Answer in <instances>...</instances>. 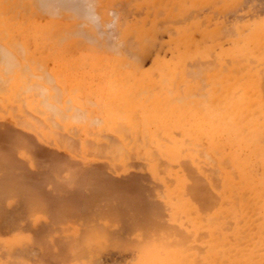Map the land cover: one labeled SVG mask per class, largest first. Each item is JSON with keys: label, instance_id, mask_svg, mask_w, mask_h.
<instances>
[{"label": "rangeland", "instance_id": "rangeland-1", "mask_svg": "<svg viewBox=\"0 0 264 264\" xmlns=\"http://www.w3.org/2000/svg\"><path fill=\"white\" fill-rule=\"evenodd\" d=\"M174 5L175 9L173 7ZM108 8L111 11L115 8L114 10H117L118 15L120 14V20L124 17V21L122 18L121 24L118 23L120 25L115 24L116 21L114 19L115 22L113 24L111 23L112 18L110 19V14L112 12ZM107 9L109 12H107ZM107 9L105 21L100 23L102 21L101 18L96 20L97 29L94 27L86 33L78 30L79 32L69 34L60 43V46L67 45V50L63 53L64 57L77 62L73 70L77 72L76 77L80 81L83 76L86 78H84L85 82L82 85L83 97L80 99V102L82 105H85L81 107L82 109H85L86 106L89 110L92 109V113L90 112L92 117L96 116V112L98 115H101L99 112L101 110L105 112L106 108L109 107L108 103L102 106H98V104H93V106L90 100L88 101L90 105L86 103V100L91 99L89 94L91 92L90 88L98 90L103 82L97 76L98 72L93 74L89 72L88 64L93 57L106 55L109 58L122 59L125 64L123 63L121 64L122 67H119L120 73L124 75L131 74L132 77L127 83V89L140 93V85H145V89L152 87L145 94L151 98L158 93H162V91L169 92V89L173 85V88H171L173 91L170 89L171 94L169 92L168 95L171 96L173 92L176 91L178 93L182 90V93H178L176 104L180 106L183 103L184 107L188 105V107L196 111L200 109V106L204 107L209 103V95L212 94V96H215L220 92V85L214 84L212 80H209L208 75L210 76L213 73L217 74L222 68L225 70L233 67L235 65V59L239 61L242 58L244 59L239 61L238 65L239 67L246 65V70L239 72V75L237 74L239 78L244 79L247 72H258L260 67L262 70L264 69V62L262 65L259 64L262 62L261 59L264 52V38L262 37V31H264V0H114L107 5ZM32 10V18L36 19L41 25L46 24L52 19L50 14L48 15V13L46 14L40 11L38 7H34ZM59 12L60 14L63 13L53 19L62 23L78 21L75 18L69 17L70 12H64V9ZM111 15L114 18V14ZM119 16L116 20H119ZM81 26L83 28L86 27L85 25ZM81 26L77 25L76 29L78 27L82 29ZM109 29L112 31L114 29H127L124 32L125 44L124 41H120V36H117L115 31L111 32ZM97 31H100V33L98 34ZM104 31L111 32L108 34L109 37L103 34ZM91 32L94 33L92 34ZM116 36L119 40L117 38L114 40ZM189 37L193 38L190 40ZM179 39H184V42L180 43ZM109 42L111 46L116 45L117 47H111ZM232 42L234 43L232 44ZM246 45L248 46L250 54L243 56L239 54V50ZM28 46H30L29 51L32 52V43L29 42ZM3 48L2 50L4 52L7 53L9 51L7 54H12L15 59L19 58L12 48L6 47L5 49V46ZM188 50H194L195 52L192 64L195 62L198 69L194 64L192 68H195L194 72L199 73V76L196 75L197 78L195 79H193L194 75L192 76L190 74L193 71H190L191 67L188 69L190 76L187 72L186 75L183 72L180 76L178 71L182 65L179 64L178 53ZM213 56L217 60H215V57L213 59ZM260 56L261 59L259 58ZM220 57L221 59H219ZM223 57L227 58L225 59V61L227 60L226 62L223 61ZM248 58L256 60L255 62L251 61L253 65L250 61L249 65L248 60L250 59ZM204 59L205 62L203 61ZM207 59L211 64L206 61ZM230 59L233 60L231 62L229 61V64L227 62ZM211 60H214L217 64ZM206 62L209 65H206ZM130 63H132L134 68H132ZM225 63L228 65L223 67ZM214 65H218L216 67L217 71L211 69ZM165 66L167 67L164 68ZM168 66L174 69L173 72H177V78L173 72L174 76L172 74L168 76ZM201 66L207 68L208 71L204 72L206 74L203 73ZM250 66L251 71H248ZM252 66H254L253 69ZM54 67L53 63L48 61L44 66L46 74ZM186 67L184 71L187 70ZM200 67L202 70H199ZM2 70L5 71V69ZM59 70H61V74L65 72L64 67L59 68ZM196 70H199V72ZM201 71L204 77H207L204 83L202 82L203 78H200L202 77L200 76ZM3 73L8 74V72ZM148 73L149 76L153 75L152 78L148 76ZM259 73L263 74L264 78V72ZM242 74L244 77L241 76ZM47 76L49 77V75ZM154 76L156 77L155 79L153 78ZM199 80L201 81L199 82ZM171 81L174 84L170 83ZM200 83L204 87L201 92L199 91L202 88ZM52 84L60 89L59 83H51L50 85L53 86ZM119 85L120 81H115L114 88ZM155 85L157 86L154 90L153 86L155 87ZM176 85L179 86L176 87ZM198 85L200 88L197 87ZM176 88L177 90H175ZM59 89L57 92L59 91L60 94H58L61 96V100H68L65 104L70 105V99L72 100L73 97H70L67 95V92ZM199 92H205V97L209 99L206 101L204 96H202L204 94L200 95ZM185 95H188L186 98L187 101H184ZM179 96L182 99L181 101L178 100L180 99ZM183 96L185 97L183 98ZM22 105L18 107L15 103H11L5 104L4 106L0 102V264H142V261L147 257L145 252L151 250L153 246L157 248L154 249L153 259L161 264H177L178 262V264H184L182 261H185V264L196 263L193 261L196 260V256L197 259L199 258L198 253L200 254V252H197L196 249L192 250V248L195 247V244L198 245V243L197 241L191 242V240L180 242L182 241L181 237L183 238L185 234L183 235L184 232L178 233V230L182 232V227L185 229L186 222H183L184 219L179 216L180 213L175 214L174 209L170 208L171 205L167 201L169 194L167 182L169 181L170 183L169 177L166 178L167 182L165 183V178L160 176L155 179L156 177L154 178L150 174L148 170V158H145L147 155H144L145 153L142 154L144 151L139 148V144L141 143V132H139V129L135 131V135L128 130H123V133L125 132L126 134L124 133V139H122L114 131L97 130L95 125L93 128L89 124L90 126L89 128L87 126L88 130L86 131L75 125L64 127L63 123L65 121L61 122L63 119H54L51 115L49 118L51 122L48 119V123L46 121L47 118L44 119L41 114L30 111L24 107L25 105ZM135 119V122L139 119L138 115ZM124 121L125 119L121 120L120 124L118 122L117 126H124L121 124ZM133 124L131 125H136L135 123ZM31 125H33V128ZM55 125H58V127H55ZM71 127L73 128L71 129ZM69 128L71 129V133L69 132ZM206 131L207 129L202 126V132L198 135L199 138L197 137L199 143L205 142ZM55 139L56 141H60L56 142ZM125 140L131 144L135 142V150L132 149L131 152L129 149L123 148L122 141L125 142ZM49 141L50 143L48 144ZM137 142L140 143L138 144ZM81 143H84L88 151L81 152L79 148ZM105 143L108 146H112L113 149L122 146L125 160L120 162L115 160L116 158L110 157L111 152L108 147L106 148L104 146ZM93 144L97 145L94 149L96 152L93 150ZM106 149L107 152H105ZM99 153L102 154V157ZM141 156L143 157L141 158ZM25 160L27 164H24L26 163ZM196 179L198 178H195L193 175L186 179L188 180L185 188L187 192L189 190L190 193V187L193 185V182L195 184L199 183L198 181L195 182ZM24 190H26V193ZM185 190L184 192L186 194ZM189 193L186 194V197L187 195L191 199H195L194 195L196 198L198 197L197 194L192 193L189 195ZM11 197H14L15 200ZM40 197L41 199H39ZM28 200L30 201L28 202ZM34 200L38 201L34 202ZM195 203L197 204L198 202L195 201ZM161 204H163V207ZM29 206H31V209ZM153 206H156L158 210V212L156 211V215L149 212V207ZM166 207L167 209H165ZM34 209L36 210L35 213ZM25 210L28 213L30 212V214L32 210L34 214H27ZM176 216L179 220L176 219ZM28 217L33 219H28ZM143 218L151 221H147V225L146 223H139L141 222L140 219L142 220ZM86 219L91 220L90 222L87 221L89 222L88 224L86 222L87 226L85 224ZM160 222L164 224V229L166 228L165 225L169 224L168 229H165L166 231L168 230L166 232L167 234L178 233L179 236L181 234L183 235L180 237L178 235L175 236L177 240L180 238L179 242L181 244L178 242V244H174V242L156 241L154 243L148 242L150 244H147V248L141 249V246H143L142 242L146 238L145 236L148 233L152 235L153 229L158 228V226L160 228L163 226L160 225ZM171 222L176 223L177 229L178 227H181V229L174 230L173 227L170 229ZM89 224L93 227L90 228ZM46 228L48 229L46 230ZM162 229L160 231L156 229V232L158 231L161 234L163 232L161 231ZM188 229L191 230L190 228H186L184 230L185 233L193 232V230L188 231ZM172 230L173 232L176 230L178 232L173 233ZM163 233L165 234V232ZM190 237L193 238L194 233H191ZM186 238L184 236L183 240ZM139 241L140 245L138 243ZM188 246L189 248H187ZM137 252L139 253L137 254ZM192 252L194 253L192 254ZM181 256H185L184 260L181 259ZM197 264H199V261H197Z\"/></svg>", "mask_w": 264, "mask_h": 264}, {"label": "bare ground", "instance_id": "bare-ground-1", "mask_svg": "<svg viewBox=\"0 0 264 264\" xmlns=\"http://www.w3.org/2000/svg\"><path fill=\"white\" fill-rule=\"evenodd\" d=\"M113 1L114 0H0V102L4 106L5 104L15 103L18 107H21V105L23 104L25 105L24 107H26L28 110L33 111L37 114H41L44 119L47 118L46 121H48L51 116L54 119H63L61 122L65 121L63 123L64 127L75 125L76 127H80V129L86 131L88 130L87 126L89 128L90 125L92 127L95 125L97 130L114 131L115 133H118L119 137H121L122 139H124L125 133H123V130H128L135 135V131L139 129V132H141V143H137L140 145L139 148L144 151L142 154L145 153L144 155H147V157L145 158H148V170L150 174L154 178L156 177L155 179L160 176L165 178V183L167 182L166 178L169 177L168 179H170V183L169 181L167 182V188L169 191L167 201L171 205L170 208L174 209L175 214L180 213L179 216L184 219L183 222H186L185 229L190 228L191 230H193V232L191 233H194V237L191 238V233H185L184 227H182V232H180V230L178 229H181V227H178L177 229L175 225L176 223L174 224L171 222L173 226L170 223V229L173 227L174 230L177 229L179 231L178 232L176 230L178 233L184 232L183 235L185 234L184 236L188 238H186L187 240H183L184 236L181 234L183 238L181 237L182 241H180L179 237L181 235L179 236L178 233L167 234L166 232L168 230L166 231L165 229H168L169 224L165 225L166 228L164 229V224L160 222V225H163L161 226V228H163L161 231L165 232V234L163 232L159 234L158 231H160L161 229L160 226L152 230V235L149 234L148 232L150 231H148V234H145L146 238L142 242L143 246H141V249H146L147 244H150L148 242L154 243L156 241H168L169 243L174 242V244H178L180 242L182 243L191 240V242L197 241L198 243V245L195 244L196 248L194 247L192 248V250L196 249L197 252H200V254L198 253L199 260L196 258V256V260L193 261L194 263L196 262L195 264H197V261H199V264H264V78L263 74L259 73L264 72V69L262 70L260 67V70L258 69V72H247L245 78L241 79L238 76L239 72H241L242 70H246V65L239 67L238 62L243 60L244 58L241 57L242 59H239V61L238 59H235V65L233 64L234 66L231 68L224 70L222 67H219L223 70L221 69L217 74L213 73L212 75L207 76L208 79L212 80L214 84L220 85V92L215 96H212V94L209 95V99L205 97V92L200 93L204 88L201 83H204V80H206L207 78L204 77V74H206L204 72L208 71L207 68L201 66L203 70L201 69V67L199 68V70L201 69L204 74L201 71L200 76L202 77L200 78H203V81L200 83L202 85V88L199 90V94H204L202 96H204L206 101L209 99V103L204 107L200 106V109L203 108L202 110L199 109L196 111L195 109L188 107V105L187 107H184L183 103L180 106L176 104L178 93H180L182 90H179L180 92L178 93H176V91L173 92L171 96L168 95L169 92L171 94V90L173 91V89L171 88H173L172 84H174V82H170L172 83V87L170 88L171 90L169 89V92L162 91V93H158L159 95L156 94L153 97L149 98L145 94L147 93L148 89L152 87L145 89V85H138L140 93H136L134 91H131L130 89H127V83L130 79H132V77L131 74L124 75L123 73H120L119 67H122L121 64L124 63L122 59H113L107 57L106 55L93 57L92 59H90L88 64L89 72L91 74L98 72L97 76L103 82L101 83V87H99L98 90L90 88L91 92L89 94L91 96V99H88L86 100L87 102H85L89 103L88 101L90 100V103H92V105L98 104V106L106 105L108 103L109 107L106 108L105 112L101 110L99 112L101 113V115H98V113L96 112V116L92 117V109L89 110L87 106L85 107V109H82L81 107L85 105H82V103L80 102V99L83 97L81 89L86 78L85 76H83L80 81L76 77L77 72H74L73 70L77 62L70 58L66 59L64 57L63 53L65 50H67V45L60 46V43L61 40L67 38L69 34H75L79 31H83L84 33H86L87 31H89V29H93L94 27H96L97 29L96 20L98 18H101L102 21H100V23H103V21H105V17L107 15V5L112 3ZM124 2L127 3L126 1ZM34 7H38L40 11L46 14L48 13V15L50 14L52 16V19H49L50 21L48 20L49 22H47L46 24L41 25L36 21V19L32 18L33 15H31V11H33L32 9ZM173 7L175 9V5ZM110 8L108 9L111 11ZM62 9H64V12H70L69 17L75 18L78 21L62 23L56 19H53L63 13L62 12L60 14L59 12ZM114 9H112L111 11V14H114V18L111 14V17L109 16L110 19L112 18L111 23L113 24L116 21L117 23L115 22V24H121V20L123 18L124 21V17H122L120 20V14L118 15L117 10L115 11ZM109 10L107 12H109ZM118 16L119 20H116L118 19ZM125 17L127 18V16ZM77 25H85L86 27L83 28V26H81L82 29H79V27L78 29H76ZM247 29L245 30L247 31ZM109 30L111 32L115 31V33H117V36H120V41H124L125 44L124 32H126L127 29H114L113 31L111 29ZM111 32L108 33V31H104L103 34H105L106 37H109L108 34H110ZM91 33L93 34L94 32ZM97 33L99 34L100 31H97ZM262 33V37L264 38V31H262ZM117 36L114 37V40H116L115 38H117ZM91 37L94 38L93 36ZM103 38L105 37L103 36ZM192 38L193 37H189L190 40ZM29 42L32 43V52L29 51L31 46H28ZM179 42L183 43L184 39H179ZM68 43L70 44V42ZM103 43L105 44V42ZM233 43L234 42H232V44ZM247 45L239 50V54L243 56H248L250 54ZM2 46H5V49L6 47L12 48L19 58L16 56L18 59H15L12 54H7L9 51L7 53L4 52L2 50L4 49ZM119 48L117 49L119 50ZM194 54V50H188L184 52L180 51L178 53L179 64H182L180 70H178L180 76L183 74V72L184 75H186V72L188 73L192 70L193 71L190 74L192 76L194 75L193 79L197 78L196 75L199 76V73L197 74L196 72H194L195 68H192V65L196 64L195 62L192 64V60L195 57ZM262 55V59L261 56L259 57L262 60V62L259 63L260 65H262V63L264 62V52ZM214 57L215 56H213V59ZM219 59H221V57ZM223 59L224 62L227 61H225V59L227 58L223 57ZM215 60H217V58ZM231 60L233 59L228 60L227 63H229V61L231 62ZM48 61H51L53 63V66L55 67L48 71V73L46 74L44 66ZM203 61L205 62V59ZM206 61H208V59ZM249 61L255 62L256 60L250 59L248 60V62ZM209 62L210 61H208V63ZM208 63L206 62L205 64L209 65ZM251 64L253 65L252 62ZM130 65H132V63H130ZM215 65L212 66L214 68H212L211 66L210 67L211 69L217 71L216 67H218V65ZM227 65L225 63L223 67ZM255 65L257 66V64ZM61 67H64L65 70L63 74H61V70H59V68ZM166 67L167 66H165L164 68ZM170 67L171 66H168L167 69L168 76H171L170 74H172L173 76L175 74L176 76L177 72H173L174 69ZM185 67L187 70L189 69V67H191V70L184 71ZM195 67L197 66L195 65ZM253 67L254 66H252V69ZM132 68H134L133 65ZM249 68L250 69L248 71H251V66ZM2 69H5V71H3ZM199 70L196 71L199 72ZM3 72H8V74ZM193 72L194 74H192ZM258 73L261 75H259ZM243 74L241 75L242 77H244ZM47 75H49V77ZM152 76L153 75L149 77L152 78ZM155 76L153 77L154 79L156 78ZM115 81H120V85L114 88ZM200 81L201 80H199V82ZM51 83H59L60 89L67 92V95H69L70 97H73L72 100L69 98L71 102L70 105L65 104L68 100H61V96L59 95L60 93L59 91L57 92L59 88L53 84V86H51ZM156 86L157 85H155V87L153 86L154 90ZM178 86L179 85H176V87ZM197 87H199V85ZM175 90H177V88ZM195 94L197 93L195 92ZM185 96H183V98ZM187 96L184 98V101H187ZM178 100L181 101L182 99L180 98ZM193 101L197 102L196 100ZM90 103L88 105H90ZM137 115L139 119L135 122V120L137 119H135V117ZM124 119L125 121L121 122V124H123L124 126L118 127L117 123L119 122L120 124V121ZM133 123H135L136 125L132 126L134 125ZM202 126L207 129L206 140L204 143H199V141H197V137L200 132H202ZM31 127L33 128V125H31ZM55 127H58V125H55ZM73 127H71V129ZM71 129L69 130V132L71 131ZM126 140L125 142L122 141V146L123 148L129 149L131 151L135 148L134 145L136 144H134L135 142H133V144L128 141L126 142ZM43 141L47 142L45 140ZM49 143L50 141L48 142V144ZM104 146L106 148H109L111 152L110 157L116 158L115 160H118L120 162H123L125 160V155L123 153L124 150L123 148H121L122 146L114 149L112 148V146H108V144L106 145V143ZM92 147H94V150L97 145L93 144ZM79 148L81 152H85L87 150L84 143H81ZM94 152L96 151L94 150ZM105 152H107V149ZM93 154L96 155L95 153ZM99 154L102 157V154ZM132 155L134 154L132 153ZM142 157L143 156H141V158ZM25 162L26 163L24 164H27L26 160ZM27 168L29 167L27 166ZM192 175L195 176V178H198L195 180V182L198 181L199 183L197 182L198 184H195L193 182V185L190 187L189 193V190L188 192L187 190H185L186 183L188 181L186 179ZM184 190L186 191V194L189 193V195H191L192 193H194L197 194L198 197L196 198V196L194 195V198L196 200L191 199L190 197H188V195L186 197ZM24 192L26 193V190H24ZM11 198L14 199V197ZM39 199H41V197ZM9 200L11 199L9 198ZM30 200H28V202ZM36 201L34 200V202ZM195 201H197L198 203L196 204ZM39 202L41 201L39 200ZM162 205L163 204H161V206ZM30 207L31 206H29V208ZM154 207L156 208V206L149 207V212L156 215V211L158 212V210ZM152 208H154L155 210ZM165 209H167V207ZM32 210L31 214H34L36 210L34 211V213H32ZM25 211L27 214H30V212L28 213L27 210ZM29 218L30 217H28V219ZM176 219H178L177 216ZM87 221H89V219H86L85 224ZM140 221L141 222L139 223H146L147 225V221L150 222L151 220L149 221L148 219L143 218L142 220L140 219ZM89 222H87V224ZM92 227L90 225V228ZM47 229L48 228H46V230ZM156 229H158L157 232ZM191 230L188 229V231ZM154 234L159 235L156 236ZM150 235L151 237H149ZM177 235L179 236L177 237L179 238L178 240L175 239V236ZM138 243L140 245V241ZM189 246L187 248H189ZM197 247L199 251L197 250ZM154 249L157 248H154L153 246L151 250L145 252L147 257L144 261H142V264H161L153 259ZM138 253L139 252H137V254ZM193 253L194 252H192V254ZM184 257L185 256H181V259L184 260ZM182 262H184L185 264V261Z\"/></svg>", "mask_w": 264, "mask_h": 264}]
</instances>
